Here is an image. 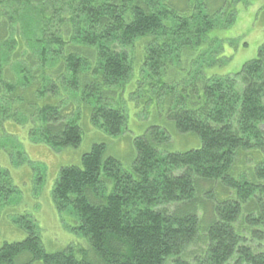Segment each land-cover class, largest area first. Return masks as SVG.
Returning a JSON list of instances; mask_svg holds the SVG:
<instances>
[{
  "label": "trees",
  "instance_id": "16d2710c",
  "mask_svg": "<svg viewBox=\"0 0 264 264\" xmlns=\"http://www.w3.org/2000/svg\"><path fill=\"white\" fill-rule=\"evenodd\" d=\"M240 2L0 0V128L28 125L33 142L61 150L81 143L84 107L120 135L129 89L202 140L168 151L171 133L153 125L134 138L128 168L94 144L61 167L52 192L89 250L46 251L24 214L28 235L0 247V264L25 252L43 264H264V41L240 71L222 73L233 54L213 34L235 24ZM13 191L0 168V211Z\"/></svg>",
  "mask_w": 264,
  "mask_h": 264
},
{
  "label": "rangeland",
  "instance_id": "374dc122",
  "mask_svg": "<svg viewBox=\"0 0 264 264\" xmlns=\"http://www.w3.org/2000/svg\"><path fill=\"white\" fill-rule=\"evenodd\" d=\"M213 34L224 39L227 52L233 54L232 59L221 68L222 73L240 71L247 61L257 56L264 41V0L238 3L235 24ZM141 42L131 47V54L136 59L143 51ZM120 106L129 115L122 134L113 136L95 126L91 110L83 107L79 121L83 131L81 143L61 150L53 149L46 143L33 142L28 125L5 122L0 128V168L9 171L15 191L6 195L1 207L0 247L6 242L22 241L27 237V232L16 219L29 214L39 226L46 251L55 252L69 244L89 250V240L71 229L78 224V218L70 211H59L52 192L61 167L81 164L83 154L90 151L94 144L106 143V155L118 157L126 168L131 166L136 156L134 138L147 133L153 125H160L171 133V139L165 145L168 151H184L202 145L197 133L177 129L165 106L158 101L145 105L136 98L135 90L124 92ZM14 264L43 262L33 260L31 253L25 252L15 258Z\"/></svg>",
  "mask_w": 264,
  "mask_h": 264
}]
</instances>
